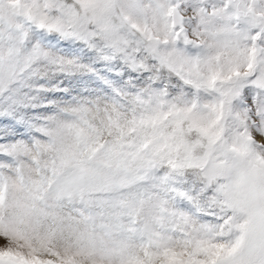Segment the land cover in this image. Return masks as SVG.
<instances>
[{
    "label": "snow or ice",
    "instance_id": "6c2138e0",
    "mask_svg": "<svg viewBox=\"0 0 264 264\" xmlns=\"http://www.w3.org/2000/svg\"><path fill=\"white\" fill-rule=\"evenodd\" d=\"M0 264H264V0H0Z\"/></svg>",
    "mask_w": 264,
    "mask_h": 264
}]
</instances>
